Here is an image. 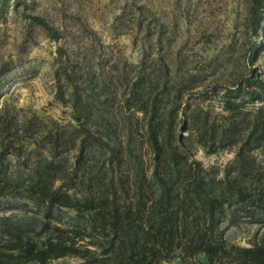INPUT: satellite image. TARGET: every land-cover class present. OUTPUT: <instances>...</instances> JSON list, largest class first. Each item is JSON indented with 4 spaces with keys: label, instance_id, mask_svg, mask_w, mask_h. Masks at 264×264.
I'll return each instance as SVG.
<instances>
[{
    "label": "trees",
    "instance_id": "1",
    "mask_svg": "<svg viewBox=\"0 0 264 264\" xmlns=\"http://www.w3.org/2000/svg\"><path fill=\"white\" fill-rule=\"evenodd\" d=\"M238 5L185 0L183 46H192L143 70L123 93V141L100 65L57 74V97L69 102L74 122L55 131L0 108V205L21 201L17 212L0 211V264L67 256L75 260L62 264H264V69L256 65L264 54V0ZM28 18L60 38L44 17ZM229 21L239 33H225ZM64 53L59 48L62 62ZM195 90L221 93L218 122L199 104L182 105ZM35 134L26 152V137ZM197 144L214 152L234 147L235 157L205 166L193 155ZM239 217L262 227L249 245L225 238L222 222Z\"/></svg>",
    "mask_w": 264,
    "mask_h": 264
},
{
    "label": "rangeland",
    "instance_id": "2",
    "mask_svg": "<svg viewBox=\"0 0 264 264\" xmlns=\"http://www.w3.org/2000/svg\"><path fill=\"white\" fill-rule=\"evenodd\" d=\"M23 1L25 3L15 5V0H0V108L7 107L10 114L19 119L34 118L32 120L42 127L43 132L55 131L59 125L74 122L69 102L57 97V74L63 77L64 66L79 69L92 64L95 67L100 65L107 79L106 93L111 96L112 113L116 115V137L123 141V93L128 92L143 70L147 74L151 68L163 67L164 60L172 56L176 49L182 47L185 53L192 46H183L187 35L182 10L185 0ZM238 1L229 0V8L239 7ZM28 14L44 17L59 30L60 38L53 39L50 32L31 21ZM174 17L177 20L176 32L172 35ZM231 25L232 21H229L225 33L231 30L239 33L240 28H232ZM259 39L264 40V27ZM249 40L245 39L246 44ZM59 48L65 52L64 62L59 59ZM256 65L264 69V54ZM220 99L221 93L201 94L195 90L183 95L181 102L183 106L189 102L191 107L199 104L201 108L211 110V118L218 122L223 113ZM183 116L179 114V125ZM141 125L142 122L135 130L137 139L144 132ZM184 134L188 132L184 131ZM36 136L27 135L26 152ZM141 153L145 165H150L151 155L147 145H143ZM193 155L205 166L225 165L235 157V148L224 147L214 152L197 144L193 147ZM67 156L73 167L75 151L69 150ZM20 202L8 197L0 205V211L17 212ZM25 208L30 213L36 211L33 205ZM221 226L225 229L228 242L242 245H249L262 230L260 224L245 217H239L235 222L227 218ZM74 260L67 256L53 264ZM162 264H177V261Z\"/></svg>",
    "mask_w": 264,
    "mask_h": 264
}]
</instances>
